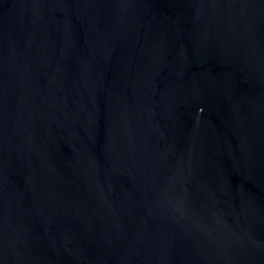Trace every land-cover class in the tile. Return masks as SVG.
<instances>
[{
	"label": "water",
	"instance_id": "1",
	"mask_svg": "<svg viewBox=\"0 0 264 264\" xmlns=\"http://www.w3.org/2000/svg\"><path fill=\"white\" fill-rule=\"evenodd\" d=\"M0 264H264V0H0Z\"/></svg>",
	"mask_w": 264,
	"mask_h": 264
}]
</instances>
